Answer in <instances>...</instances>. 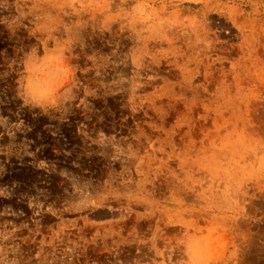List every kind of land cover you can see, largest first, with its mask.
Wrapping results in <instances>:
<instances>
[{
  "label": "rangeland",
  "instance_id": "obj_1",
  "mask_svg": "<svg viewBox=\"0 0 264 264\" xmlns=\"http://www.w3.org/2000/svg\"><path fill=\"white\" fill-rule=\"evenodd\" d=\"M0 264H264V0H0Z\"/></svg>",
  "mask_w": 264,
  "mask_h": 264
}]
</instances>
